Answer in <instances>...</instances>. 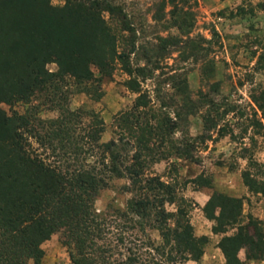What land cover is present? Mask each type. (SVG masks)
<instances>
[{
    "label": "trees",
    "instance_id": "16d2710c",
    "mask_svg": "<svg viewBox=\"0 0 264 264\" xmlns=\"http://www.w3.org/2000/svg\"><path fill=\"white\" fill-rule=\"evenodd\" d=\"M182 1L160 0L158 12L171 6L175 25L183 27L187 16L179 8ZM63 2L56 6L51 0H0V104L28 102L39 94H52L55 101L52 89H62L68 77L87 92L93 87L95 95L103 78L120 66L129 76L125 86L138 94L132 108L147 111L121 116L120 129L132 138L124 143L122 134L101 141L103 120L90 110L62 106L57 118L34 123L27 115L9 114L0 106V264H41V244L55 233L73 247L71 264L199 261L207 237L195 235L188 203L184 199L176 203L174 185L148 169L163 159L155 156L154 138L164 143L175 125L167 115L149 112L151 98L139 80L160 68L168 47L179 39L159 37V45L145 52L150 54L146 65L152 67H133L135 28L120 3ZM119 32L129 34L124 46ZM52 62L55 71L47 67ZM252 99L263 111L264 88ZM111 177L126 178L124 188L132 196L125 209L100 214L95 200ZM243 182L249 191L264 194V180L253 178L248 170ZM174 203L175 210H166V204ZM242 206V198L213 191L203 207L213 221V233L224 234L218 247L226 264H242L238 257L242 247L250 248L249 259L264 257V231L251 215L243 220ZM231 229L236 231L226 234ZM149 230H157L161 242H154Z\"/></svg>",
    "mask_w": 264,
    "mask_h": 264
},
{
    "label": "rangeland",
    "instance_id": "374dc122",
    "mask_svg": "<svg viewBox=\"0 0 264 264\" xmlns=\"http://www.w3.org/2000/svg\"><path fill=\"white\" fill-rule=\"evenodd\" d=\"M51 2L56 6L64 3ZM114 2L120 3L133 20L136 44L130 55L133 67L146 65L150 54L145 52L151 45H159V37L179 39L177 45L168 47L167 57L159 61L160 68L152 70L149 78L139 77L142 89L151 98L149 112L167 115L175 125L164 143L154 138L155 156L163 159L150 164L148 169L174 185L176 203L182 204V199L188 203L195 235L207 237L201 259L187 264H226L218 247L224 234L213 233V221L203 211L213 191L242 198L243 220L246 222L251 215L264 231V194L249 191L243 182L247 170L253 178L264 180V109L260 110L252 99L253 94L259 95L264 88V0H183L179 4L187 16L183 27L175 25V15L169 12L171 6L158 12L160 0ZM104 15L111 21L107 13ZM119 35L124 46L129 34L119 32ZM47 67L51 71L57 69L54 62ZM145 67L148 70L152 64ZM128 78L117 66L110 77L99 83L95 95L93 87L87 92L68 77L62 89H52L55 101L52 94H39L28 102L0 106L9 114L12 111L25 114L34 123L38 119L57 118L62 106L90 110L103 120L101 141L117 139L122 134L127 143L132 138L120 129L121 116L129 112L141 116L147 111L132 108L138 94L125 86ZM148 119L152 124L156 122L150 116ZM86 124L85 119L81 126ZM30 141L33 147L37 146L34 139ZM124 147L126 152L130 151L129 145ZM127 182L126 178H110L108 187L95 200L98 213L125 209L132 196L124 188ZM165 207L175 210L176 205ZM235 231L231 229L226 234ZM148 233L154 242H161L157 230ZM41 248L44 251L41 264H71L73 247L64 245L58 233L45 240ZM249 250L242 247L238 251L242 264H264V257L247 258Z\"/></svg>",
    "mask_w": 264,
    "mask_h": 264
}]
</instances>
